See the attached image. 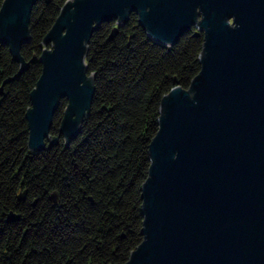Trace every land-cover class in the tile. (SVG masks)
<instances>
[{"label": "water", "instance_id": "obj_1", "mask_svg": "<svg viewBox=\"0 0 264 264\" xmlns=\"http://www.w3.org/2000/svg\"><path fill=\"white\" fill-rule=\"evenodd\" d=\"M37 2L0 7V41L20 65L16 76L30 66L21 51ZM131 13L156 42L171 47L195 27L204 46L190 88L175 86L161 101L142 185L143 241L124 264H264V0H67L44 37L28 147L68 145L79 134L96 91L91 38L112 21L116 35Z\"/></svg>", "mask_w": 264, "mask_h": 264}, {"label": "trees", "instance_id": "obj_2", "mask_svg": "<svg viewBox=\"0 0 264 264\" xmlns=\"http://www.w3.org/2000/svg\"><path fill=\"white\" fill-rule=\"evenodd\" d=\"M66 1L34 6L23 74L16 76L20 65L0 41V264H124L143 241L142 185L161 101L175 86L189 89L201 70L203 33L190 30L168 47L147 34L137 13L116 35L117 21L103 23L89 43L96 91L79 134L32 151L26 113L44 37ZM66 106L64 99L53 135ZM10 213L19 219L8 221Z\"/></svg>", "mask_w": 264, "mask_h": 264}, {"label": "flooded vegetation", "instance_id": "obj_3", "mask_svg": "<svg viewBox=\"0 0 264 264\" xmlns=\"http://www.w3.org/2000/svg\"><path fill=\"white\" fill-rule=\"evenodd\" d=\"M191 30H195V31H196V28H195V27H193Z\"/></svg>", "mask_w": 264, "mask_h": 264}]
</instances>
